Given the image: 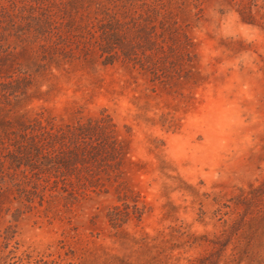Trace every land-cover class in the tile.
Listing matches in <instances>:
<instances>
[{
  "label": "rangeland",
  "instance_id": "374dc122",
  "mask_svg": "<svg viewBox=\"0 0 264 264\" xmlns=\"http://www.w3.org/2000/svg\"><path fill=\"white\" fill-rule=\"evenodd\" d=\"M0 264H264V0H0Z\"/></svg>",
  "mask_w": 264,
  "mask_h": 264
},
{
  "label": "trees",
  "instance_id": "16d2710c",
  "mask_svg": "<svg viewBox=\"0 0 264 264\" xmlns=\"http://www.w3.org/2000/svg\"><path fill=\"white\" fill-rule=\"evenodd\" d=\"M95 127L103 130V129H105L106 125H105L104 122H101V121L97 120L95 123H90V124L88 123V124H85V125L84 124H80L78 126V130H79V133L84 134L83 131L85 129H89V128H93L94 129ZM103 140H100V142H97V143H99V145H97L96 147H92V149H94L95 151L100 150V149L103 150V145H105V143H106V141L104 142ZM81 151H84V150L81 149Z\"/></svg>",
  "mask_w": 264,
  "mask_h": 264
}]
</instances>
